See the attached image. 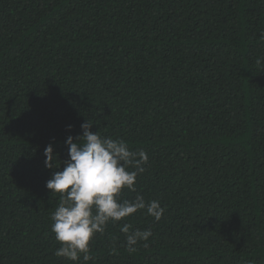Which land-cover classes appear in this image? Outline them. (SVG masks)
Segmentation results:
<instances>
[{"label":"trees","instance_id":"1","mask_svg":"<svg viewBox=\"0 0 264 264\" xmlns=\"http://www.w3.org/2000/svg\"><path fill=\"white\" fill-rule=\"evenodd\" d=\"M87 120L148 154L121 199L165 211L73 261L44 149ZM0 264H264V0H0Z\"/></svg>","mask_w":264,"mask_h":264},{"label":"clouds","instance_id":"2","mask_svg":"<svg viewBox=\"0 0 264 264\" xmlns=\"http://www.w3.org/2000/svg\"><path fill=\"white\" fill-rule=\"evenodd\" d=\"M91 127L87 120L81 124V135L66 137L68 158L63 162L53 143L44 149L45 167L53 170L46 187L59 194V204L51 214V231L60 244L54 254L73 261L80 253L88 259L90 241L103 233L109 222L116 223L139 210L159 221L165 211L158 200L145 201L142 195L133 201L121 199L124 189L135 191L138 175L146 171L148 154L143 149L132 150L123 139L103 137ZM61 163L62 170H55ZM131 229L127 223L121 229L129 248L147 242L152 235L150 229Z\"/></svg>","mask_w":264,"mask_h":264}]
</instances>
